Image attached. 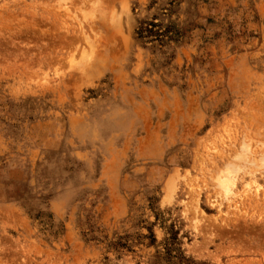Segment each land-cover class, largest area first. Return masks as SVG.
<instances>
[{"label":"rangeland","instance_id":"1","mask_svg":"<svg viewBox=\"0 0 264 264\" xmlns=\"http://www.w3.org/2000/svg\"><path fill=\"white\" fill-rule=\"evenodd\" d=\"M263 149L264 0H0V264H264Z\"/></svg>","mask_w":264,"mask_h":264},{"label":"bare ground","instance_id":"2","mask_svg":"<svg viewBox=\"0 0 264 264\" xmlns=\"http://www.w3.org/2000/svg\"><path fill=\"white\" fill-rule=\"evenodd\" d=\"M245 144V143H244ZM257 146V145H256ZM252 148V147H251ZM250 148V149H251ZM252 150V149H251ZM251 150L249 151V147H248V145H245L243 148H242V154H240L239 155V153L237 154L238 156H236L235 158L236 159H238V161L237 162H239L240 160L242 161V162H248V156H246V154L248 153L247 151H249V152H251ZM264 150V149H263ZM252 153V152H251ZM254 153V152H253ZM252 153V154H253ZM249 154V153H248ZM245 155V156H244ZM235 156V155H234ZM245 157H246V159H245ZM257 158V157H256ZM256 158H254V160L256 161ZM260 159V158H259ZM235 160V159H234ZM244 160V161H243ZM251 160H253V159H251ZM264 160V159H263ZM259 161V160H258ZM253 163H254V161H252ZM252 162H251V164H252ZM260 162V161H259ZM262 162V161H261ZM264 162V161H263ZM227 163H229V162H227ZM227 163L225 164V166L227 165ZM231 164H233V165H235L233 162H230ZM244 164V163H243ZM254 164H256V163H254ZM254 164H253V166H254ZM258 164V163H257ZM241 165V164H240ZM245 165V164H244ZM238 167H240L239 165H238ZM246 167V166H245ZM245 167L243 168V169H245ZM248 167V166H247ZM227 171H228V174H223L224 172H222L221 173V175H220V177H219V181H220V187L226 192V193H228V192H232V190H233V187H235V181H236V178H237V173H236V171H237V169H236V166H235V168L234 169H236L235 171L233 170V168H232V165H230V166H228L227 167ZM241 169V168H240ZM242 169V170H243ZM226 170H225V172H227ZM219 175V174H218ZM218 180V179H217ZM218 181V182H219ZM237 182V181H236ZM170 183V182H169ZM168 184V183H167ZM172 184V183H171ZM171 184H169L168 186L169 187H171L170 185ZM168 186H167V189H169L168 188ZM171 189V188H170ZM221 190V189H220ZM168 191V190H167ZM225 192H222V193H225ZM230 192V193H231ZM225 193V194H226ZM229 195V194H228Z\"/></svg>","mask_w":264,"mask_h":264},{"label":"trees","instance_id":"3","mask_svg":"<svg viewBox=\"0 0 264 264\" xmlns=\"http://www.w3.org/2000/svg\"><path fill=\"white\" fill-rule=\"evenodd\" d=\"M144 32H146V29H140V30L138 31V34H139L140 36H143L142 34H144Z\"/></svg>","mask_w":264,"mask_h":264}]
</instances>
